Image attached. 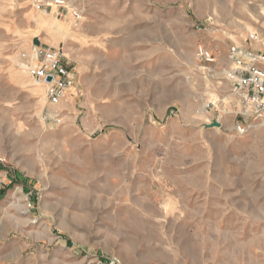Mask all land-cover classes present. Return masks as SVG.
<instances>
[{"label": "rangeland", "instance_id": "rangeland-1", "mask_svg": "<svg viewBox=\"0 0 264 264\" xmlns=\"http://www.w3.org/2000/svg\"><path fill=\"white\" fill-rule=\"evenodd\" d=\"M66 1L0 0V264H264V120L237 133L224 75L264 0ZM36 43L76 71L60 105Z\"/></svg>", "mask_w": 264, "mask_h": 264}, {"label": "built area", "instance_id": "built-area-1", "mask_svg": "<svg viewBox=\"0 0 264 264\" xmlns=\"http://www.w3.org/2000/svg\"><path fill=\"white\" fill-rule=\"evenodd\" d=\"M51 6L58 8V16L71 14L80 19L81 10L66 0H52ZM260 39L257 33H249L241 45H234L224 70L225 78L239 97L240 108L235 130L244 136L252 121L264 120V51L254 47ZM198 59L207 64L217 63L213 53L203 46L197 49ZM65 56L59 49L33 45L21 54V64L26 73L46 90L47 101L57 106L70 98L75 90L76 71L65 63Z\"/></svg>", "mask_w": 264, "mask_h": 264}, {"label": "water", "instance_id": "water-1", "mask_svg": "<svg viewBox=\"0 0 264 264\" xmlns=\"http://www.w3.org/2000/svg\"><path fill=\"white\" fill-rule=\"evenodd\" d=\"M38 45V43H36ZM210 127H220V125L216 122H214L212 125H210Z\"/></svg>", "mask_w": 264, "mask_h": 264}]
</instances>
